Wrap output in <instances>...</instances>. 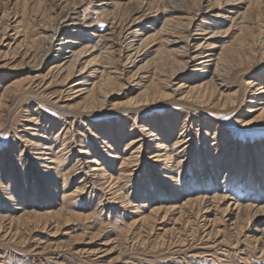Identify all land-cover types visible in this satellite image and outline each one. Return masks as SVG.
I'll use <instances>...</instances> for the list:
<instances>
[{"label": "rangeland", "instance_id": "374dc122", "mask_svg": "<svg viewBox=\"0 0 264 264\" xmlns=\"http://www.w3.org/2000/svg\"><path fill=\"white\" fill-rule=\"evenodd\" d=\"M261 87L264 0H0V264H264Z\"/></svg>", "mask_w": 264, "mask_h": 264}, {"label": "bare ground", "instance_id": "6f19581e", "mask_svg": "<svg viewBox=\"0 0 264 264\" xmlns=\"http://www.w3.org/2000/svg\"><path fill=\"white\" fill-rule=\"evenodd\" d=\"M164 28V27H163ZM165 29V28H164ZM166 30V29H165ZM196 33V32H195ZM167 34H168V32H167ZM171 34V33H170ZM173 35V34H172ZM173 36H175V35H173ZM167 37V36H166ZM168 39V38H167ZM62 40L63 41H61L60 43H58L60 46H59V50L60 51H62L63 53H61V56H60V58H59V60H57L58 61V63H57V67L58 68H62L63 67V65H64V63L63 62H65V61H67L70 57L73 59V57H75L74 59H73V62L71 61V65H72V67H74V65L75 64H77V63H79V61H80V56L82 55V51H79V52H75V51H73L70 47H69V45L67 46L66 44L67 43H69L70 42V40H69V37H66V38H62ZM194 41V40H193ZM167 42V41H166ZM166 42H164V43H166ZM173 42H174V40H173ZM207 42V41H206ZM171 43H172V41H171ZM196 43V42H195ZM209 43H210V41H209ZM167 44V43H166ZM191 44V43H190ZM194 44V43H193ZM207 44V43H206ZM206 44H205V46H206ZM187 45V44H186ZM168 46V45H167ZM166 47V46H165ZM208 47V46H207ZM186 48V47H185ZM192 48V47H191ZM193 48H195V47H193ZM203 48H205V47H203ZM92 49V48H91ZM165 49H167V51H168V48H165ZM210 49V48H209ZM167 51H164V52H167ZM188 51V50H187ZM210 51V50H209ZM169 52V51H168ZM186 52V51H185ZM163 53V52H162ZM175 53V52H174ZM182 53H184V52H182ZM165 54V53H164ZM164 54H162V55H164ZM169 54V53H168ZM172 54V53H171ZM189 54V53H188ZM183 55V54H182ZM160 56H161V54H160ZM199 56V55H198ZM211 56H212V54H211ZM167 57V56H166ZM183 58H184V56H182ZM213 57V56H212ZM161 58V57H160ZM164 59H165V57H163ZM186 58V57H185ZM189 58H190V56H189ZM209 58H210V54L207 52V51H203L202 50V54H201V56L199 57V59H201V61L202 62H204V65L205 64H207L208 63V61H209ZM220 58V57H219ZM162 59V58H161ZM203 59V60H202ZM221 59V58H220ZM163 60V59H162ZM181 60H184V59H181ZM211 60V59H210ZM214 60V59H213ZM57 61H55V62H57ZM216 61V60H215ZM61 62V63H60ZM219 62H221V61H219ZM214 63V62H213ZM222 63V62H221ZM202 64V63H201ZM211 64H212V62H211ZM215 64V69L216 68H218V66H217V63H214ZM197 65H198V63H197ZM213 65V64H212ZM218 65H219V63H218ZM223 65V64H222ZM183 66H186V64H185V62L183 63V65H182V69H183ZM206 66V65H205ZM210 66V65H209ZM180 67V66H179ZM207 67H208V65H207ZM85 68V65L83 66V67H81L80 69L82 70V69H84ZM195 68H197V67H195ZM202 68H205L204 66H202ZM79 69V70H80ZM206 69V68H205ZM208 69V68H207ZM212 69V68H211ZM71 72V71H70ZM211 73V72H210ZM220 73V72H219ZM206 76V75H205ZM171 77V76H170ZM81 78V77H80ZM215 87V86H214ZM214 87H213V89H214ZM259 94H260V97H259V99H263L264 98V87H261V89L259 90V92H258ZM219 101V100H218ZM256 102V101H255ZM261 101H258L256 104L258 105V104H261L260 103ZM256 106V105H255ZM253 110H256V109H253ZM253 110H251V111H253ZM263 112H260L259 114H258V116H261L262 114H264V110H262ZM257 116V115H256ZM146 134V133H145ZM218 149V148H217ZM134 152V151H133ZM169 156V155H168ZM217 156V155H216ZM166 158V157H165ZM218 159V158H217ZM167 160H168V158H167ZM234 166V165H233ZM171 168V167H170ZM100 169V168H99ZM229 174V173H228ZM231 174V173H230ZM166 176V175H165ZM205 179V178H204ZM218 183V182H217ZM221 186V185H220ZM221 198V197H220ZM222 199H224L223 197H222ZM227 200V199H226ZM225 200V201H226ZM231 200V199H230ZM234 202H235V200H234ZM228 204V203H227ZM231 204V203H230ZM234 205V204H233ZM240 206V205H239ZM237 207V206H236ZM235 207V208H236ZM241 207V206H240ZM241 208H243V207H241ZM252 208V207H251ZM239 209V208H238ZM247 209V208H246ZM244 210H245V208H244ZM254 210V209H253ZM238 211V210H237ZM243 211V210H242ZM246 211V210H245ZM252 211V210H251ZM255 211V210H254ZM253 211V212H254ZM257 211V210H256ZM261 211V210H260ZM239 212H241V211H239ZM242 213V212H241ZM255 213V212H254ZM253 213V214H254ZM239 215V214H238ZM256 215V214H255ZM236 224V223H235Z\"/></svg>", "mask_w": 264, "mask_h": 264}]
</instances>
